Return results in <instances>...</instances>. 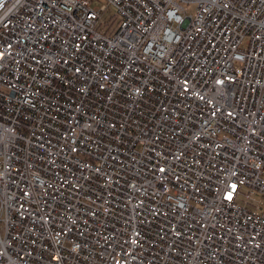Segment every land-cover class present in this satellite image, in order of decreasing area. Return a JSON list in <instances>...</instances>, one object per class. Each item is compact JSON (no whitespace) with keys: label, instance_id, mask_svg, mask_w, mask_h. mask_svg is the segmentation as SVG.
Returning a JSON list of instances; mask_svg holds the SVG:
<instances>
[{"label":"built area","instance_id":"obj_1","mask_svg":"<svg viewBox=\"0 0 264 264\" xmlns=\"http://www.w3.org/2000/svg\"><path fill=\"white\" fill-rule=\"evenodd\" d=\"M263 175L264 0H0V264H264Z\"/></svg>","mask_w":264,"mask_h":264},{"label":"rangeland","instance_id":"obj_2","mask_svg":"<svg viewBox=\"0 0 264 264\" xmlns=\"http://www.w3.org/2000/svg\"><path fill=\"white\" fill-rule=\"evenodd\" d=\"M182 5L184 6L185 11L187 13H193L194 12V5L193 4H191V3H183ZM255 198L257 200H259L261 203H264V199L260 196V194H255Z\"/></svg>","mask_w":264,"mask_h":264}]
</instances>
